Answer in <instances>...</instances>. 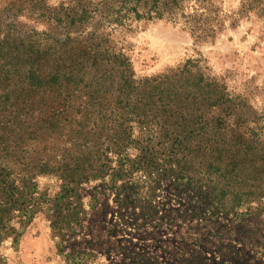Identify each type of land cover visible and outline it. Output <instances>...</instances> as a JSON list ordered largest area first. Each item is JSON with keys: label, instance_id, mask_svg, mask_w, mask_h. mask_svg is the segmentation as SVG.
<instances>
[{"label": "rangeland", "instance_id": "obj_1", "mask_svg": "<svg viewBox=\"0 0 264 264\" xmlns=\"http://www.w3.org/2000/svg\"><path fill=\"white\" fill-rule=\"evenodd\" d=\"M166 1L0 0V264H264V175L253 162L214 181V194L201 189L207 177L175 187L174 163L160 162L150 188L143 172L115 180V66L126 62L135 81L190 63L192 77L216 80L239 100L243 127L264 144L263 7ZM202 12L207 33L195 37L185 20ZM29 67L40 79L28 80ZM82 71L91 75L77 77ZM65 80L87 153L75 184L41 162L72 149L70 119L51 120ZM225 184L244 200L229 214L216 203ZM56 207L71 211L60 221L73 231L51 229Z\"/></svg>", "mask_w": 264, "mask_h": 264}, {"label": "trees", "instance_id": "obj_2", "mask_svg": "<svg viewBox=\"0 0 264 264\" xmlns=\"http://www.w3.org/2000/svg\"><path fill=\"white\" fill-rule=\"evenodd\" d=\"M156 1L154 0V3ZM142 2L145 6L149 4V0H137V5ZM178 3V0H170L164 2V5L168 7ZM255 3L256 7H263L264 12V1L250 0L251 6ZM203 18L202 12L190 15L185 20V24L192 29L191 33L195 37L207 33L202 24ZM189 64L140 81L134 80L133 69L127 62L126 65L115 66L113 147L116 181L130 179V175L136 171L143 172L144 176L148 177L146 178L148 182H143L144 187L147 185L146 188H150V180L157 181L161 175L160 162L168 163L167 166L171 167V163L178 164V168L180 164L182 165L180 170L176 168L177 174H174L172 168L168 169L171 172L166 170L175 179V187H180L182 185L180 182L185 179L188 180L186 185L192 186L196 182L194 178L198 176L200 180H203V177L212 178V182L201 184V189L207 188L205 191L209 194H211L209 189L213 194L216 193L217 185L213 183L214 181L218 184L219 180L240 170L241 165L245 169L249 162H253L264 175V144L257 134L253 131L248 132L243 127L239 100L231 99L225 87L216 80L205 78L201 73L192 77L193 69H189ZM25 70L29 81L40 79L39 76L35 77L37 74L33 67ZM88 74L91 75L89 71L86 73L82 71L77 77L82 78V75ZM94 74L97 76L98 70ZM65 81L59 85L65 93L57 94L52 100L57 112L51 120L57 122L62 120L63 116L70 119L69 122L66 121L69 124L67 143L72 149L62 154L60 162L55 164L53 161L41 162L43 169L58 173L63 179L75 184L85 179L87 170L83 162L84 158H87V153L83 144L85 138L82 128L71 118L76 106L74 97L69 94L68 82ZM38 86L41 87V84ZM214 111H219L220 114L214 117L212 115ZM72 124H78L80 132L75 131ZM1 132L0 138L4 130L1 129ZM135 132H138V136H135ZM44 150L47 154L53 152L47 148ZM192 164L194 168L190 169L189 166ZM196 166L200 167L198 172ZM201 166L205 168L204 174L199 173L203 170ZM219 193V200L216 203L223 214L235 211L244 202L241 191L234 190L229 184H225ZM117 202L122 203V200L118 198ZM56 209L51 229L58 235L73 231V227L66 221L65 224L60 221L64 219L62 215L66 213V218L70 217L71 211L66 212L59 207Z\"/></svg>", "mask_w": 264, "mask_h": 264}]
</instances>
